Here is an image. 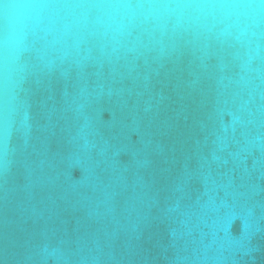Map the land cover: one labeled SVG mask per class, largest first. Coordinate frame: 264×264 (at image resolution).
<instances>
[{"label": "water", "instance_id": "95a60500", "mask_svg": "<svg viewBox=\"0 0 264 264\" xmlns=\"http://www.w3.org/2000/svg\"><path fill=\"white\" fill-rule=\"evenodd\" d=\"M0 264H264V0H0Z\"/></svg>", "mask_w": 264, "mask_h": 264}]
</instances>
